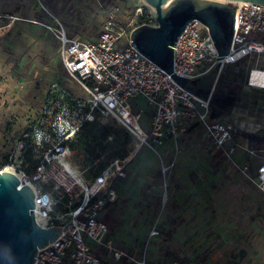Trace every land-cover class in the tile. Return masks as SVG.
<instances>
[{
    "label": "rangeland",
    "instance_id": "rangeland-1",
    "mask_svg": "<svg viewBox=\"0 0 264 264\" xmlns=\"http://www.w3.org/2000/svg\"><path fill=\"white\" fill-rule=\"evenodd\" d=\"M113 5L120 1L0 0V170L17 140L38 121L45 97L56 84L84 96L62 65L58 31L95 40ZM123 9L119 20L125 23L138 10ZM238 88L235 120H245L243 126L247 121L264 122V93ZM141 108L148 129L152 109L143 102L135 110ZM221 119L235 126L231 117ZM96 123L121 129L107 119ZM243 126L244 134L264 137V125L259 130ZM120 145L124 176L114 182L117 201L104 212L118 248L139 251L156 230L159 235L148 245L152 264H264V193L254 183L257 168L264 164V144L254 143L251 155L242 150L234 155L237 165L248 167L246 173L214 153L198 122L177 143L140 146L130 136ZM86 151L79 147L83 157L76 160L91 178L102 170L109 153L98 150L96 159ZM164 167H169L166 175Z\"/></svg>",
    "mask_w": 264,
    "mask_h": 264
},
{
    "label": "built area",
    "instance_id": "built-area-1",
    "mask_svg": "<svg viewBox=\"0 0 264 264\" xmlns=\"http://www.w3.org/2000/svg\"><path fill=\"white\" fill-rule=\"evenodd\" d=\"M228 5L237 9L230 54L218 60L208 27L194 20L173 47L177 76L195 81L215 70L220 75L228 65L264 53V4ZM123 7L126 5L120 2L108 8L104 29L95 40L83 41L58 31L60 60L84 96L56 84L45 97L38 121L17 140L0 170H12L20 181L18 189L31 187L38 226L63 228L53 243L38 249L34 264H152L148 245L159 235L156 230L143 249L130 253L118 248L111 238L104 212L118 199L114 182L124 176L125 163L115 160L86 178L87 170L76 158L83 157L78 143L88 123L110 120L137 139L140 146L152 147L168 141L177 143L198 122L214 153L223 155L243 173L248 171L233 158L240 150L253 154L246 134L221 117L212 119L210 101L179 86L132 47L130 34L135 28L157 24L150 9L144 14L140 7L136 21H120ZM143 102L152 109L148 129L143 125L144 110H135ZM168 171L169 167L163 168L164 175ZM254 183L264 193V164L257 168Z\"/></svg>",
    "mask_w": 264,
    "mask_h": 264
},
{
    "label": "water",
    "instance_id": "water-1",
    "mask_svg": "<svg viewBox=\"0 0 264 264\" xmlns=\"http://www.w3.org/2000/svg\"><path fill=\"white\" fill-rule=\"evenodd\" d=\"M118 1L126 7L150 9L157 25L135 28L130 34L132 47L169 74L179 86L202 100L210 101L212 119L229 115L236 121L239 88L235 83H240L247 90L264 93V89L249 85L251 71L254 68L264 69V53L253 54L248 60L227 66L244 63L245 73L235 83H222V72L218 75L216 70L195 81L174 73L173 47L194 20L208 27L219 54L218 60L230 54L236 31L237 9L234 7L202 0H145L147 5L142 0ZM220 1L264 4V0ZM235 127L243 132L237 121ZM19 187L20 181L15 174L0 172V264H34L38 249L53 243L62 234L61 227L43 229L37 225L34 216L35 194L29 186Z\"/></svg>",
    "mask_w": 264,
    "mask_h": 264
},
{
    "label": "trees",
    "instance_id": "trees-1",
    "mask_svg": "<svg viewBox=\"0 0 264 264\" xmlns=\"http://www.w3.org/2000/svg\"><path fill=\"white\" fill-rule=\"evenodd\" d=\"M33 126L31 127V129L33 128ZM245 137L248 138V140L252 145L254 143H259L260 145L264 144V137H261L260 135H256V136L245 135ZM110 138L113 139L112 143L108 142ZM129 138L130 135L123 129L113 131V129L103 125H99L96 122L88 123L87 125L84 126L82 130V133L79 138L78 146L79 147L83 146L87 150L86 152L96 159L99 158L100 153L101 154L109 153L107 161L104 163V165L101 168L103 170L109 165L110 162L118 160L123 157L120 142L122 140H127ZM105 142L109 143V145L108 144L106 145ZM98 150H100L101 152L99 151L100 153H98ZM7 162H8V158H6L3 166H5Z\"/></svg>",
    "mask_w": 264,
    "mask_h": 264
},
{
    "label": "flooded vegetation",
    "instance_id": "flooded-vegetation-1",
    "mask_svg": "<svg viewBox=\"0 0 264 264\" xmlns=\"http://www.w3.org/2000/svg\"><path fill=\"white\" fill-rule=\"evenodd\" d=\"M245 73V67H244V63L238 64V65H234L231 67H228L227 71H224V73L222 74V83H235V80L240 79L241 77H243ZM238 87V85H241L240 83H235ZM237 103V102H236ZM226 117H230L229 115H226ZM237 123L238 124H242L243 121L242 119H237ZM250 122L247 121L246 124L243 126L245 129H251L249 127L255 128L256 130L258 129V127H260L261 125H264V122H254L252 124H249ZM252 125V126H250Z\"/></svg>",
    "mask_w": 264,
    "mask_h": 264
},
{
    "label": "bare ground",
    "instance_id": "bare-ground-1",
    "mask_svg": "<svg viewBox=\"0 0 264 264\" xmlns=\"http://www.w3.org/2000/svg\"><path fill=\"white\" fill-rule=\"evenodd\" d=\"M202 1H217V2H222L224 4H228V3H231V2H228V1H220V0H202ZM142 3L144 5H147V3L145 2V0H142ZM139 9L142 10V7H140ZM250 85L255 87V88H258V89H264V69L262 68H254L252 71H251V74H250ZM242 121H245L242 119ZM241 126H243L242 124H239ZM8 172L12 173V170L10 169H7Z\"/></svg>",
    "mask_w": 264,
    "mask_h": 264
},
{
    "label": "crops",
    "instance_id": "crops-1",
    "mask_svg": "<svg viewBox=\"0 0 264 264\" xmlns=\"http://www.w3.org/2000/svg\"><path fill=\"white\" fill-rule=\"evenodd\" d=\"M249 147L251 148L252 147V144L250 143V141H249ZM253 149V148H252Z\"/></svg>",
    "mask_w": 264,
    "mask_h": 264
}]
</instances>
